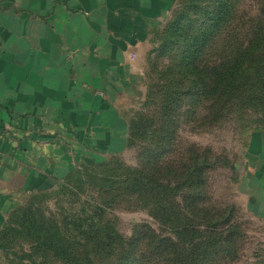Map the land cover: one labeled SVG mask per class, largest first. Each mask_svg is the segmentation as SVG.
<instances>
[{
    "label": "trees",
    "instance_id": "16d2710c",
    "mask_svg": "<svg viewBox=\"0 0 264 264\" xmlns=\"http://www.w3.org/2000/svg\"><path fill=\"white\" fill-rule=\"evenodd\" d=\"M243 1L184 0L174 11L156 33L148 71L149 77L161 68L170 79L156 87L148 84L143 105L158 96L168 106L174 101L175 111L180 112L187 103L185 119L161 121V129L164 123L171 126L161 131L157 149L148 145L141 150L135 167L118 164L111 169L113 157L68 174L53 189L79 198L78 208L55 213L39 207L53 189L34 193L15 208L0 231V249L20 242L28 248L10 264H236L242 260L247 233L237 218L238 206L219 203L212 193L210 175L221 160L209 148L184 146L178 131L181 120L198 125L219 122L245 108V102L262 112L264 124V0L249 19L240 14ZM148 125L144 117L130 120L129 146L136 138L149 137ZM85 194L89 196L82 199ZM121 199L148 211L160 229L142 223L131 236L123 235L108 215ZM253 259V264H264V255Z\"/></svg>",
    "mask_w": 264,
    "mask_h": 264
},
{
    "label": "crops",
    "instance_id": "0c3cea01",
    "mask_svg": "<svg viewBox=\"0 0 264 264\" xmlns=\"http://www.w3.org/2000/svg\"><path fill=\"white\" fill-rule=\"evenodd\" d=\"M177 0H0V231L84 165L126 156L154 38ZM239 191L264 220V130Z\"/></svg>",
    "mask_w": 264,
    "mask_h": 264
},
{
    "label": "rangeland",
    "instance_id": "374dc122",
    "mask_svg": "<svg viewBox=\"0 0 264 264\" xmlns=\"http://www.w3.org/2000/svg\"><path fill=\"white\" fill-rule=\"evenodd\" d=\"M183 1L177 0L173 13L182 6ZM261 1L244 0L240 7L242 17L249 19L257 14L262 6ZM162 71L161 68L159 71L152 70V74L147 77L148 90L149 86H151L148 84H155L156 87L157 83H163L170 79L169 76H163L166 70ZM156 97L153 96L147 106L143 105L144 99L132 114V118L141 119V117H144L147 120L149 137L147 139L136 138L135 144L129 146L126 156L114 159L115 165H112L111 169H115L118 164L130 167L137 166L141 150L148 145H151L154 150L157 149L160 134L162 135L161 131L163 128L171 126V123H164L161 129V121L168 120V118L176 120V116L178 119H185L184 114L188 112L189 108L187 103L179 112V110L175 111L174 101L169 103L168 106L167 102V105L165 102L162 103V97ZM166 107L167 109H165ZM243 109L223 117L219 122L217 121L218 119L212 123H209L208 120L204 125L203 123L198 125V123H189L181 120L182 127L179 129L178 135L184 146L188 147L189 144H194L199 147L209 148L220 158L221 163L210 175L212 193L219 203H232L238 206L237 218L244 225L247 236L245 238L244 257L236 264H253V258L256 254L264 255V220L257 219L256 216L246 210L239 191V183L252 134L264 130V124L261 111L256 110L255 107L246 102ZM201 115L203 118L204 113H201ZM201 117L198 116L197 118L201 120ZM97 168L101 169L102 167ZM49 194L44 197L45 199L39 204V207L55 213L60 212L61 208L72 209L74 206L78 208L82 202L79 198L65 194L61 190L54 191L53 189ZM88 196L85 194L82 199H87ZM108 215L115 218L119 231L127 237L131 236L136 227L142 223H149L158 230L160 229L157 220L148 211L140 208L134 201L121 199L118 207L110 210ZM23 248L27 249L28 244L20 242L10 245L6 250L0 249V264H10L11 258L22 255Z\"/></svg>",
    "mask_w": 264,
    "mask_h": 264
}]
</instances>
